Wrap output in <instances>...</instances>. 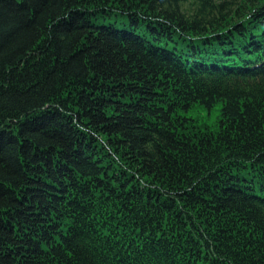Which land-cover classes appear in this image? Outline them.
<instances>
[{"label": "trees", "instance_id": "1", "mask_svg": "<svg viewBox=\"0 0 264 264\" xmlns=\"http://www.w3.org/2000/svg\"><path fill=\"white\" fill-rule=\"evenodd\" d=\"M0 264H264V0H0Z\"/></svg>", "mask_w": 264, "mask_h": 264}, {"label": "rangeland", "instance_id": "2", "mask_svg": "<svg viewBox=\"0 0 264 264\" xmlns=\"http://www.w3.org/2000/svg\"><path fill=\"white\" fill-rule=\"evenodd\" d=\"M214 117H215V111L213 110L212 113H211V119H210V121H212L214 119Z\"/></svg>", "mask_w": 264, "mask_h": 264}]
</instances>
